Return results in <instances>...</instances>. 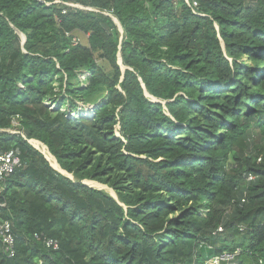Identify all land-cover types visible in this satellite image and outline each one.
<instances>
[{"label": "trees", "instance_id": "obj_1", "mask_svg": "<svg viewBox=\"0 0 264 264\" xmlns=\"http://www.w3.org/2000/svg\"><path fill=\"white\" fill-rule=\"evenodd\" d=\"M51 1L0 0V264H264V0Z\"/></svg>", "mask_w": 264, "mask_h": 264}, {"label": "built area", "instance_id": "obj_2", "mask_svg": "<svg viewBox=\"0 0 264 264\" xmlns=\"http://www.w3.org/2000/svg\"><path fill=\"white\" fill-rule=\"evenodd\" d=\"M47 4H57L60 5L62 8V13H66V8L74 9V10H83V11H97L96 9L89 7V6H83L79 3H75L70 0H52L51 2H48ZM193 6L196 5V3H192ZM73 44H77L78 40L76 38L72 39ZM13 133V131H12ZM260 158H258V161ZM21 165V161L19 156L13 152L12 150L9 151H2L0 149V192L3 189V182L5 179L13 173L15 168L19 167ZM253 179V175H248L247 180ZM0 205H3L0 203ZM218 230H221L219 227ZM47 246H52L53 248H57V242L47 239L45 240ZM0 243L4 249V251L9 254L10 256L13 255V246H14V238L11 233V223L8 220H2L0 218ZM238 251L235 252H222L219 255H217L212 261V264H221V263H230L234 260L236 257Z\"/></svg>", "mask_w": 264, "mask_h": 264}, {"label": "rangeland", "instance_id": "obj_3", "mask_svg": "<svg viewBox=\"0 0 264 264\" xmlns=\"http://www.w3.org/2000/svg\"><path fill=\"white\" fill-rule=\"evenodd\" d=\"M115 21V20H114ZM115 23H117L116 21H115ZM73 38H76L77 40H78V42L79 43H81V44H86L87 43V35H85V34H83L82 32H79V31H75L74 33H73ZM118 62H119V64H120V66H121V68H122V70H124V66L122 65V63H121V60H119L118 59ZM83 76H81L80 77V79H82L83 80ZM46 157V156H45ZM47 158V157H46ZM67 175V174H66ZM70 178H72V176L71 175H68ZM86 182V184H88V185H90V186H92V187H95V188H98V189H100V190H104L105 192H107V193H109L110 195H112L113 197H115V198H117V196H116V193L111 189V188H109L108 186H106V185H104V184H100V183H97V182H92V181H85ZM94 183H97V185H95ZM97 186V187H96ZM105 187V189H104V187ZM111 190V191H110Z\"/></svg>", "mask_w": 264, "mask_h": 264}, {"label": "bare ground", "instance_id": "obj_4", "mask_svg": "<svg viewBox=\"0 0 264 264\" xmlns=\"http://www.w3.org/2000/svg\"><path fill=\"white\" fill-rule=\"evenodd\" d=\"M31 142V144H33L36 148H38L46 157H47V159H48V161L51 163V165L54 167V168H56V169H58V170H60V171H62L60 168H59V166H58V164L56 163V161L54 160V158L51 156V154L49 153V151H48V149L46 148V146L45 145H43L42 143H40L39 141H37V140H31L30 141ZM64 174H66L64 171H62ZM95 185H97V183H94ZM97 187V186H96ZM104 187V186H103ZM104 189H105V187H104ZM111 191V190H110ZM110 193V192H109Z\"/></svg>", "mask_w": 264, "mask_h": 264}, {"label": "clouds", "instance_id": "obj_5", "mask_svg": "<svg viewBox=\"0 0 264 264\" xmlns=\"http://www.w3.org/2000/svg\"><path fill=\"white\" fill-rule=\"evenodd\" d=\"M31 140H29V142H30ZM31 143V142H30ZM33 145V144H32ZM34 146V145H33ZM35 147V146H34ZM36 148V147H35ZM36 149H38V148H36ZM39 150V149H38ZM40 151V150H39ZM41 152V151H40ZM42 153V152H41ZM43 154V153H42ZM44 155V154H43ZM45 156V155H44ZM48 160V159H47ZM114 198V197H113ZM116 199V198H115ZM227 252H229V251H227ZM233 252H235V251H233ZM220 254V253H219ZM219 254H216L215 256H213L212 258H210L208 261H207V263L208 264H212L211 263V261L217 256V255H219ZM234 260H235V258H234ZM233 260V261H234ZM221 264H225V263H221ZM226 264H228V263H226Z\"/></svg>", "mask_w": 264, "mask_h": 264}, {"label": "water", "instance_id": "obj_6", "mask_svg": "<svg viewBox=\"0 0 264 264\" xmlns=\"http://www.w3.org/2000/svg\"><path fill=\"white\" fill-rule=\"evenodd\" d=\"M21 37H22V42L24 41V36L23 35H21ZM118 59L119 60H121L120 59V57L118 56ZM153 101H155L154 99H153ZM52 166V165H51ZM53 167V166H52ZM54 168V167H53ZM55 170H57L58 172H61V173H63L62 171H60V170H58V169H56V168H54ZM83 183H85L86 184V182L84 181ZM88 185V184H87ZM90 186V185H89ZM92 187V186H91ZM112 196V195H111ZM113 197V196H112ZM115 198V197H114Z\"/></svg>", "mask_w": 264, "mask_h": 264}]
</instances>
